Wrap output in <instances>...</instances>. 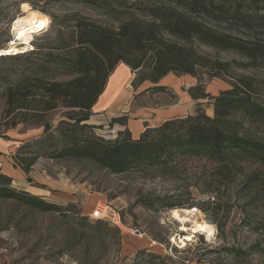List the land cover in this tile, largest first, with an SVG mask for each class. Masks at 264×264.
Returning a JSON list of instances; mask_svg holds the SVG:
<instances>
[{"label":"rangeland","instance_id":"374dc122","mask_svg":"<svg viewBox=\"0 0 264 264\" xmlns=\"http://www.w3.org/2000/svg\"><path fill=\"white\" fill-rule=\"evenodd\" d=\"M154 3L156 0H0V49L15 41L13 24L22 15L23 4L49 20L46 28L32 33L33 49H65L75 44L78 20L118 29L124 18L143 15ZM200 51L213 61L246 63L234 53L203 46ZM34 62L36 58L5 60L4 75L16 77L15 72L20 75ZM135 77L132 73L123 77L124 84L131 86L129 91L137 96L127 108L130 111L122 115H132L140 106H147L151 109L142 117L152 124L174 114H194L198 108L213 117L212 100H194L189 94V89L199 83L216 97L231 89L239 78L253 79V96L264 106V68L233 67L222 77L207 72L200 78L169 74L158 85L146 82L137 89L132 86ZM3 108L1 102L0 114ZM67 112L59 110L47 116L54 122L51 133L28 139L21 153L42 154L62 145L59 118L80 115L78 111ZM136 115L132 119H137ZM246 128L248 136L264 142V122H248ZM97 134L113 139L116 132L107 125ZM35 165L43 177L59 187L52 196L42 197L65 209L70 207V211L67 217L40 214L0 201V264H264V242L261 250L252 249L264 235V199L249 206L243 198L247 191L241 192L256 166L245 164L244 174L229 182L214 176L216 166L202 159L181 162L173 171L149 169L118 175L85 160L41 157ZM172 202L181 206L165 208ZM193 209L198 213L186 223L188 228L197 222L209 224L214 228L211 238L204 232L181 231L182 224L172 215L174 210ZM81 218L88 219V228L82 226ZM185 235L191 237L186 246L180 243Z\"/></svg>","mask_w":264,"mask_h":264},{"label":"trees","instance_id":"16d2710c","mask_svg":"<svg viewBox=\"0 0 264 264\" xmlns=\"http://www.w3.org/2000/svg\"><path fill=\"white\" fill-rule=\"evenodd\" d=\"M76 29L75 44L70 48L37 47L1 58L0 103L4 108L0 127H22L26 129L20 128L22 133L42 130L41 135H49L54 122L47 116L59 110L64 114L80 112L79 116L59 118L63 143L58 148L24 155L21 151L29 142L24 141L13 157L16 166L30 174L41 157L74 159L118 175L149 169L173 171L181 162L202 159L216 166L214 176L231 182L244 174L245 164H251L258 169L246 177L241 192L247 191V195L243 198L249 206L264 199V142L248 136L246 128L248 122H264V106L253 96V79L239 78L216 97L207 93L202 83L191 87L189 94L194 100L213 101V117L198 108L194 114L147 126L139 138L126 128L107 139L97 134L103 126L86 123L120 63L135 74V89L146 82L158 85L169 74L200 78L207 72L222 77L233 67L264 68V0H156L143 15L124 18L118 29L86 19L78 20ZM200 46L234 53L246 63L213 61ZM23 58H36L37 62L20 75L15 72L16 77L4 75L5 60ZM61 77L71 79L59 81ZM128 121V116L122 115L113 118L109 127L127 126ZM0 201L40 214L66 216L70 211V207L65 209L16 187L13 179L1 172ZM179 206L172 202L165 208ZM79 220L84 228L89 227L87 218ZM262 242L264 235L252 249L261 250Z\"/></svg>","mask_w":264,"mask_h":264},{"label":"crops","instance_id":"0c3cea01","mask_svg":"<svg viewBox=\"0 0 264 264\" xmlns=\"http://www.w3.org/2000/svg\"><path fill=\"white\" fill-rule=\"evenodd\" d=\"M126 73H132L131 69L124 63H120L110 77L104 93L93 107L92 115L90 116L89 121L86 122L87 124L97 127L103 126L105 128L113 118L122 116V113L130 111V109L127 108L133 106L137 94L136 92L133 93L129 91V88L131 87L130 85L126 86V83L124 84L123 77ZM150 109L151 108H148L147 106H140L133 113L137 114L134 117L137 119H132L133 114H126V116L130 117L127 126L117 124L113 129H115V132L117 133L118 131L128 128L134 138H139L147 126L157 127L169 119L182 117L174 114L165 117L158 124H152L149 120L142 117L143 115H146V111H149ZM42 133V131H29L27 133H22L20 128L6 130L5 127H0V172L11 177L14 181V185L18 188L25 189L38 196H52V191L57 190L59 187L54 185L48 177H43L39 173V170H37L36 165L33 167L30 174H27L20 167L15 165L13 159L19 148L23 146L24 141H27L36 135L40 136Z\"/></svg>","mask_w":264,"mask_h":264},{"label":"bare ground","instance_id":"6f19581e","mask_svg":"<svg viewBox=\"0 0 264 264\" xmlns=\"http://www.w3.org/2000/svg\"><path fill=\"white\" fill-rule=\"evenodd\" d=\"M22 15L19 16L13 24V33L15 34V41L11 46L0 49V61L5 55H13L20 53H27L33 50L31 43L34 41V35L32 33L40 31L46 28L49 23L48 18L42 13L31 8L29 4L22 5ZM198 210H174L172 215L174 219L182 224L181 231H197L204 232L211 238L214 234V228L209 224H193L191 228H188L187 222H192L191 218L196 216ZM176 241V240H175ZM191 241L189 235L180 237V243L186 246L187 242Z\"/></svg>","mask_w":264,"mask_h":264},{"label":"built area","instance_id":"2783aa9c","mask_svg":"<svg viewBox=\"0 0 264 264\" xmlns=\"http://www.w3.org/2000/svg\"><path fill=\"white\" fill-rule=\"evenodd\" d=\"M99 211H100V210H99ZM99 211H98V209H97V211H96V214L100 215V214H101V212L99 213Z\"/></svg>","mask_w":264,"mask_h":264}]
</instances>
